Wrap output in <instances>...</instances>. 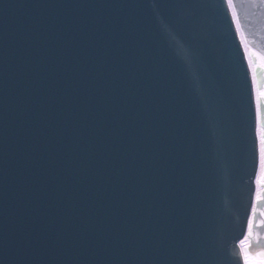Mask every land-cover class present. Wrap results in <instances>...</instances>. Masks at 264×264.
<instances>
[{
	"label": "water",
	"instance_id": "1",
	"mask_svg": "<svg viewBox=\"0 0 264 264\" xmlns=\"http://www.w3.org/2000/svg\"><path fill=\"white\" fill-rule=\"evenodd\" d=\"M254 116L223 0H0V264H243Z\"/></svg>",
	"mask_w": 264,
	"mask_h": 264
},
{
	"label": "snow or ice",
	"instance_id": "2",
	"mask_svg": "<svg viewBox=\"0 0 264 264\" xmlns=\"http://www.w3.org/2000/svg\"><path fill=\"white\" fill-rule=\"evenodd\" d=\"M223 5L226 9V14L230 15L233 23L237 27L239 33V9L242 6L258 7L264 10V0H223ZM243 43V41H242ZM246 57L249 59V67H252L251 57L256 53L249 52L246 48ZM262 66H264V56L260 57ZM253 101L255 106V126H254V144L252 153L253 176L251 183L255 185L254 190L249 189L252 197L251 212L247 227L249 233L252 232L253 218L257 211V204L264 205V79L257 81L255 74L252 78ZM241 257L243 264H264V251L256 254H250L246 250H242Z\"/></svg>",
	"mask_w": 264,
	"mask_h": 264
}]
</instances>
